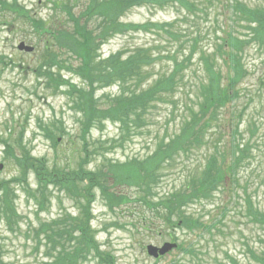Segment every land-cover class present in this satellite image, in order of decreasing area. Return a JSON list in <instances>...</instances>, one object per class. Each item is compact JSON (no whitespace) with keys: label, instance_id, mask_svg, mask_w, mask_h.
<instances>
[{"label":"rangeland","instance_id":"1","mask_svg":"<svg viewBox=\"0 0 264 264\" xmlns=\"http://www.w3.org/2000/svg\"><path fill=\"white\" fill-rule=\"evenodd\" d=\"M89 2V0H7L9 8L5 9L4 16L0 17V137L6 139L5 145L13 149L11 153L4 151V144L2 139L0 140V180H10L13 177L28 179L24 183L10 184L15 193L13 203L17 211L12 222L5 218L0 208V252L4 264H46L62 247L60 245L51 248V243L46 247L45 235L40 229L43 225L51 224L48 228L50 234L56 233L68 227L71 219H64L59 223L53 221L62 216L78 215L75 206L77 201L74 197L75 187L61 190L51 185L52 182L45 181L51 194L46 193L40 197L38 189L45 184L40 183L34 168L26 170L25 167L19 166L15 156L21 157L27 152L31 157L41 160L50 174L54 172L58 175L69 174L81 168L85 171H94L100 166L103 167L105 156L115 161H125L132 156L143 157L155 148V144H152L155 133L163 134L165 130L171 133L177 129L183 103L185 100L189 101L186 94L176 93L175 97L171 98L174 101L161 103L154 109L153 118L149 119L148 123H143L141 133L134 134L133 131L125 133L123 145L110 148L113 138L118 137L122 127L121 121L116 120L117 114L105 118L106 121H100L89 129L85 140L82 129L84 120L82 109L85 104L80 91L89 90V83L79 77L74 72L75 69L69 67L76 68L80 62L73 55L59 51L63 68L54 66L52 72L56 79L60 75L69 80L71 85L53 88L49 84L45 86L46 77L42 75L44 70L39 69L46 65L45 48L59 47L48 34L40 37L32 21L34 20V23L41 21L46 30L64 24L72 28L67 20L69 5L73 4L75 12L79 13ZM236 2L249 8L264 9V0H202L197 5L193 0H188V7L178 2H169L162 6L152 2L139 4L120 18L122 23L135 25L136 28L121 34L113 33L112 36L105 38L99 46V54L106 60L110 55L123 51L125 58L138 48L145 47L150 49L154 56H163V60H157L144 72H140V75L147 79L144 86H148L162 73L172 69L174 61L172 55L178 60L187 57L190 54L191 42L196 39L199 45L196 49L195 46L192 47L191 53L194 56L186 62L188 67L185 72L190 84H194L198 80L197 69L202 68L203 63L199 60L198 52L203 51L205 56L207 52L215 50L216 44L223 45V38H226L227 34H234L230 30L234 26V17H242L241 12L233 7ZM13 4L18 6V12L12 10ZM98 21L101 19L98 18ZM245 23L246 19L242 18L238 20L240 27H233L243 32L241 37L250 33L241 27ZM169 32L178 33L176 42L172 40ZM21 41L35 46V51L20 52L17 46ZM226 48L224 46L219 56L224 55ZM245 62L250 73L241 84L240 100L228 106L244 104L253 98L248 111L260 126V130L257 127L252 128L256 129V136L260 134V139L264 140V45L248 46ZM219 67L226 69L221 61ZM51 81H54V78ZM144 86L121 83L113 78L109 83L98 87L102 88L95 94L98 108L107 109L118 101L119 96L127 98L131 93L140 92ZM122 87L128 92L123 94ZM191 90L186 87V91ZM191 96L193 97V93ZM48 131L53 137H60L58 144L54 145ZM250 134L251 131L248 135ZM86 142L91 156L84 160L87 156L84 150ZM108 148L109 151H106ZM260 151L264 152V144ZM181 164H184L183 159ZM186 166H192L191 159H186ZM29 172H31L29 176H26ZM244 173L248 174L246 177L243 174V183L247 177L252 178L249 185L253 202L251 214L254 215L255 211L264 212L262 182L264 163L261 165L256 161ZM41 177L45 178L46 175ZM180 179L175 171L168 178H163L158 187L159 191L171 188L174 182L180 184ZM84 184L85 181H82V184L76 187L81 190ZM120 190L133 199L136 197L141 199L112 207L103 200L105 195L99 186L96 201L91 207L93 217L91 224L98 230L96 239L102 250L113 254L115 264H234L232 258L236 264H260L252 255L260 254L264 250V225L247 216V201L243 198L245 197L243 190L241 192L243 197L232 192H221L213 194V199L189 208V211L198 210L199 213L204 205L211 209L215 204L222 207L216 212L229 213L225 225L226 238L222 236L221 247L216 250L211 242L210 247L203 248L204 252L200 254L201 261L178 249L160 259L150 257L146 246L150 243L162 245L163 242L170 241L172 234L168 233H174L179 237V241L185 243L192 241L193 235L186 229L160 228L158 214L149 210L143 200L147 197L156 201L158 194L154 192L157 191L160 195L161 193L155 188L148 189L145 180L139 186L129 184V187L122 186ZM81 193L82 190L76 196L81 197ZM78 200L83 201L82 197ZM224 206H228L229 210L223 208ZM205 235L208 234H199L198 239ZM62 239L69 245V238L64 236ZM202 243L207 245L205 239ZM83 264H98V260L90 259Z\"/></svg>","mask_w":264,"mask_h":264},{"label":"trees","instance_id":"2","mask_svg":"<svg viewBox=\"0 0 264 264\" xmlns=\"http://www.w3.org/2000/svg\"><path fill=\"white\" fill-rule=\"evenodd\" d=\"M89 1L78 16L71 12L70 8L69 12L67 10L73 23L72 28H68L64 24L46 30L41 21L35 23L34 20L32 21L39 36L48 34L59 48L71 52L79 59V66L69 67L75 69L74 72L89 83V90L80 91L81 99L85 104L82 109L84 135H87L89 129L98 122L116 114L118 115L116 119L121 121L122 129L129 131L132 127L131 124L143 121L146 113L151 114L159 103L172 100L171 98L175 97L176 93L186 94L189 101H184L182 119L178 129L174 133L166 135H164L166 132L163 135L156 134V141L158 140L160 144L143 160L133 159L124 163L108 160L103 165L105 171L101 169L98 172H92L82 169L71 174L61 173L58 175L54 172L50 174L39 159L31 157L27 152L21 157L15 156V161L19 166L25 167L26 170L34 168L40 183L45 184L42 189L38 190L42 191L43 195H46L50 182L60 189L67 190L70 187H75L76 195H79L82 190L83 201L78 202V198L81 197L74 196L79 209L78 215L62 216L53 221V223H59L64 219H71L68 227L53 234H50L51 231L48 230L51 224L43 225L40 229L44 232L46 247L49 243L52 244L51 248L60 245L62 247L52 258H49L46 264H80L90 260L91 257L98 258L99 264L115 263L110 252L100 249L95 231L91 226L93 218L91 206L96 198L93 188L100 186L105 200L112 207L141 198L133 199L129 194L111 190V187L107 185L108 178L112 179L113 187H120L124 183L139 186L145 180L148 189L152 190L160 177L178 167L183 176L179 188L163 195L158 202L149 200L147 197L143 200L149 207H162L167 223H170L174 214L182 212V225L192 232L208 231L213 236L216 231H219L220 235H225L228 216L226 211H223L219 217L205 219L204 215L195 216L190 213L187 216L183 208L185 209L191 202L210 199L216 191L231 190L232 193L243 197L241 194L243 190L245 196L243 198L247 201V208L245 205L247 216L264 225V212L255 211L254 215L251 214L253 202L248 186L250 179L248 178L243 183L241 174L242 169L250 167L254 161L264 160V152L260 151L263 142L256 136V129H249L251 125L255 126L251 121H255L246 114L247 107L253 99L251 98L247 102L248 105L244 106L232 104L231 110L227 112L229 104L240 100L241 83L249 72L244 63L247 47L264 45V9L249 8L240 2L233 5L235 10L242 14L240 18L234 17L233 27L239 26L238 20L245 18L246 23L241 27L250 33L241 37L243 32L232 27L230 30L237 35L227 34L226 38H223V45L216 44L215 50L205 52L207 54L205 56L203 51H199V60L203 61V69H197L199 72L197 74L198 82L193 84L195 89L186 92L187 75L185 72L188 67L186 62L194 56L191 53L192 47L195 46L196 49L199 45L196 39L192 40L189 47V57L178 60L176 56L172 55L174 57L171 56L174 59L172 69L162 73L148 86H144L147 79L143 78L140 72H144L157 60H163V56H154L155 54L150 49L140 47L125 58L123 51H118L106 60H97V58L99 57L98 47L105 38L113 33H124L131 28H136L135 25L124 24L120 21V18L134 6L147 2L161 6L169 2H178L188 7V0ZM193 2L197 5L202 0H193ZM7 8H9L7 0H0V12ZM11 8L18 12L16 4H13ZM98 18L101 21H98ZM70 20L68 19V21ZM94 23V27L90 28V24ZM45 24L47 25V23ZM169 34L176 42L178 33L169 32ZM224 46L227 47L226 51L224 55L219 56ZM45 50L46 65L63 64L54 49L45 48ZM220 61L226 67L225 70L223 67H219ZM45 69L42 71V75L46 77L50 86L71 85L69 80L60 75L56 79L49 67ZM53 78L54 81H51ZM113 78L121 83L127 82L129 85L144 87L140 89V92L131 93L127 98L123 95L119 96L118 101L107 109H99L95 98V89L102 84L109 83ZM72 87L75 86L72 85ZM122 91L123 94L128 92L125 87H122ZM244 122L249 125V128ZM250 131L251 134L248 135ZM51 137L54 138L53 134ZM3 142L6 143V139ZM6 146L8 153L13 152L12 148L7 144ZM182 159L184 166L181 168L179 165L182 163ZM186 159L192 160V166H186ZM41 175H46V177L42 178ZM46 178L52 179L47 180ZM26 180L15 177L10 181H0V208L5 218L10 222L17 214L13 203L15 193L10 184L12 182L23 183ZM84 180H88V182L82 185L80 190L76 186L82 184ZM159 214L163 215L162 209H159ZM64 236L69 238V245L63 242L62 237ZM215 245L217 246V243ZM184 249L192 255H197V250H199L193 244H187ZM260 260L264 264V259L260 258ZM0 264H4L1 252Z\"/></svg>","mask_w":264,"mask_h":264},{"label":"water","instance_id":"3","mask_svg":"<svg viewBox=\"0 0 264 264\" xmlns=\"http://www.w3.org/2000/svg\"><path fill=\"white\" fill-rule=\"evenodd\" d=\"M20 49H26L27 51H32L33 47L25 46L24 43H21L19 45ZM176 246L175 244L165 243L162 248L155 247L153 245L148 246V251L151 255H154L155 257H158L159 254H165L168 252L172 247Z\"/></svg>","mask_w":264,"mask_h":264}]
</instances>
